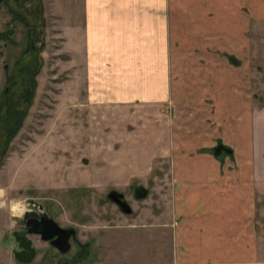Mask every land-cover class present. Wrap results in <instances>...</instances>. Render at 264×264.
Here are the masks:
<instances>
[{
  "label": "crops",
  "instance_id": "crops-1",
  "mask_svg": "<svg viewBox=\"0 0 264 264\" xmlns=\"http://www.w3.org/2000/svg\"><path fill=\"white\" fill-rule=\"evenodd\" d=\"M67 1L69 98L85 114L108 116L103 129L115 132L107 134L113 148L102 153V180L124 185L150 169L156 152L167 153L174 264H264L255 225L264 102L253 101L255 60L264 66V0ZM200 66L230 69L186 91L175 69ZM125 129L144 136L139 145L152 137L159 150L151 155L145 143L126 152L118 142ZM220 144L231 152L215 154Z\"/></svg>",
  "mask_w": 264,
  "mask_h": 264
},
{
  "label": "rangeland",
  "instance_id": "rangeland-1",
  "mask_svg": "<svg viewBox=\"0 0 264 264\" xmlns=\"http://www.w3.org/2000/svg\"><path fill=\"white\" fill-rule=\"evenodd\" d=\"M8 2L0 3V31H9V39L0 41V103L4 94L15 91V100L19 98L21 106H26L24 80L27 75L20 69L31 65L32 58L39 52L42 60L29 113L1 161L0 188L7 189L10 200L21 199L29 209L41 205L61 224L77 231L83 254L77 262L68 264H174L169 157L158 152L154 155L159 148L152 137L143 139L141 146L137 140L141 133L136 131L134 137L133 130L125 129L121 132L125 141L118 142L131 154L138 153L148 143L147 148L155 156L150 161V169L142 175H134L124 185L103 181L101 169L106 164L102 153L107 154L113 148L107 134L115 132L103 129L102 122L108 116L97 112L93 116L85 114L80 105L75 106V100L69 98L70 73L75 71L70 65L69 2L42 0L41 23L34 17L40 14L37 4L28 0L29 5L34 4L32 15L27 17L31 26L34 25L32 30L11 12L16 2ZM31 31L37 33L35 39L30 38ZM225 69L230 67H217L214 72L203 66L181 67L175 71L185 78L186 91H198L199 85H203V82L198 83L199 77L225 74ZM254 76L253 101L257 105L264 102V84L259 82L264 80V66L259 59L255 60ZM209 101L212 103V100H201L207 102L208 107ZM167 107L169 113V104ZM121 117L129 119L128 115ZM155 133L152 130L144 135ZM126 173L127 176L132 174ZM136 186L145 188L148 195L136 198ZM110 189L125 195L133 208L131 214L124 213L109 200ZM22 219L0 210V264H55L54 249L40 238H32L38 246L33 261L16 260L17 244L14 238L8 237L19 229ZM255 225L260 249L264 250V193L258 195ZM73 252L65 257H71Z\"/></svg>",
  "mask_w": 264,
  "mask_h": 264
},
{
  "label": "trees",
  "instance_id": "trees-1",
  "mask_svg": "<svg viewBox=\"0 0 264 264\" xmlns=\"http://www.w3.org/2000/svg\"><path fill=\"white\" fill-rule=\"evenodd\" d=\"M15 6L11 7V12L14 14L15 18L22 19L25 21L28 26H31V23L27 21L28 15H32V6L33 3L30 5L27 3L28 0H14ZM39 8V16L37 14L34 16L36 18L35 21H43V4L42 0H34ZM7 3L8 0H0V3ZM31 2V0H30ZM9 3V2H8ZM34 21V22H35ZM34 26V25H33ZM31 26V30L33 29ZM9 31H0V41L9 39ZM37 33L34 31L30 32V38L35 39ZM41 53L39 52L36 54L32 60L31 65H24L21 67L20 71L27 75V79L24 80V85L26 92L25 95V102L26 106H21V101L18 98L15 100L14 93L15 91H8L6 94L3 95V101L0 103V165L3 157L6 155L7 151L10 148L11 142L14 137L19 133L20 129L22 128L25 118L29 113V109L31 107L32 101L34 99V95L36 92L37 80L36 75L40 71L41 68ZM10 78H13L11 76ZM14 81V80H13ZM15 81L13 82V84Z\"/></svg>",
  "mask_w": 264,
  "mask_h": 264
},
{
  "label": "flooded vegetation",
  "instance_id": "flooded-vegetation-1",
  "mask_svg": "<svg viewBox=\"0 0 264 264\" xmlns=\"http://www.w3.org/2000/svg\"><path fill=\"white\" fill-rule=\"evenodd\" d=\"M118 193H122V192L116 189H110L107 194L109 200H111L124 213L131 214L133 212V208L131 204L128 201H126L125 195L123 193L122 194L124 196H122L120 200L128 203L129 206L132 208V212L127 213L124 210V208L116 200ZM144 193H146L145 196H143ZM134 195L136 198H145L148 195V191L142 186H136L134 188ZM30 211H36L38 214V215H31L30 220H29L31 222V225L28 226L26 224V221L22 219V223L19 229L14 230L13 233L9 235L8 237V238H14L17 244L16 252H19L22 250L21 243L23 242V238L29 239L31 246L34 247L35 249L34 257L28 262H25V261H21V262L29 263L33 261L38 253V246L35 244L32 238H40V240L47 242L48 245L54 249L53 255H54V258L57 259L55 264L74 263V262H77L79 259H81L84 247H83V244H80V242L78 241L77 231L72 226L61 224L54 216L47 213V211L44 210V208L42 210H39L37 206H34L30 208ZM46 215H48L49 217H52L55 221H57V223L59 224L61 228L66 229V231H64L62 234H56L53 238H69L70 247L68 251L63 252L52 243V240L43 239L45 234H51L54 230L52 224H50L49 219L46 217ZM76 244H78L77 247L74 246ZM73 246L75 247L74 249H73ZM72 250H74L73 255L71 257H65V255L69 254ZM25 256L26 255L23 254V257Z\"/></svg>",
  "mask_w": 264,
  "mask_h": 264
},
{
  "label": "water",
  "instance_id": "water-1",
  "mask_svg": "<svg viewBox=\"0 0 264 264\" xmlns=\"http://www.w3.org/2000/svg\"><path fill=\"white\" fill-rule=\"evenodd\" d=\"M223 151L228 152V153L231 152V150L229 148H227L226 146H224L222 144H220L214 148V152L217 155L221 154ZM145 195H146V193L143 194V196H145ZM122 196H124L122 193H118L116 200L124 208V210L127 213H131L132 208L129 206V204L120 200ZM38 209L42 210L43 206H41V205L38 206ZM31 215H38V214L36 211H29L23 217V219L26 221V224L28 226L31 225V222L29 221ZM46 217L49 219V222H50V224H52L54 230L51 234H45L43 239L52 240V243L63 252L68 251V249L70 247L69 238H53L56 234H62L64 231H66V229L61 228L59 226V224L57 223V221H55L52 217H49L48 215H46ZM21 247H22V250L15 253V258L18 261H25V262L30 261L35 255V249H34V247L31 246L29 239L23 238V242L21 243ZM23 254H25L26 256L23 257Z\"/></svg>",
  "mask_w": 264,
  "mask_h": 264
},
{
  "label": "clouds",
  "instance_id": "clouds-1",
  "mask_svg": "<svg viewBox=\"0 0 264 264\" xmlns=\"http://www.w3.org/2000/svg\"><path fill=\"white\" fill-rule=\"evenodd\" d=\"M167 153H165L166 155ZM0 210H5L11 217L22 219L30 211L27 203L21 199H9L8 191L0 188Z\"/></svg>",
  "mask_w": 264,
  "mask_h": 264
}]
</instances>
